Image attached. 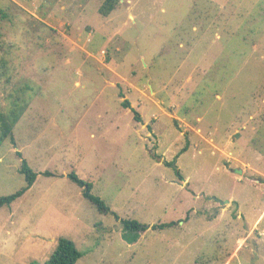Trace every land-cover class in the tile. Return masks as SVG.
Masks as SVG:
<instances>
[{"label": "rangeland", "instance_id": "374dc122", "mask_svg": "<svg viewBox=\"0 0 264 264\" xmlns=\"http://www.w3.org/2000/svg\"><path fill=\"white\" fill-rule=\"evenodd\" d=\"M105 1L0 0V264H264V0Z\"/></svg>", "mask_w": 264, "mask_h": 264}, {"label": "trees", "instance_id": "16d2710c", "mask_svg": "<svg viewBox=\"0 0 264 264\" xmlns=\"http://www.w3.org/2000/svg\"><path fill=\"white\" fill-rule=\"evenodd\" d=\"M114 0H106L104 6L99 9V13L103 16H106L113 10ZM122 105L125 108H129V104L127 100L122 102ZM25 105L18 106L14 108L8 115L0 114V143L3 139L10 137L11 142H13L12 138V130L15 124L19 121L21 114H23L25 110ZM135 120L139 121L136 117ZM184 151V149L182 150ZM16 155L20 158L21 155L19 152ZM19 173L23 176L25 180V185L16 193L6 196L0 197V208L4 206L10 205L14 200L19 198L27 191L35 182L37 178V174L26 164L24 160H21V166L19 169ZM48 176V174H45ZM67 178L73 182L74 184L78 185L83 189L82 196L89 200L92 204L97 207V210L101 213H111L115 220L121 225L124 231H145V227H140V225L135 221H129L124 219H119L117 215L113 212H110L109 208L104 205V203L98 198L93 196L91 191V184L80 180L74 172L67 175ZM174 225L173 222L168 224H159L153 225L152 230H159L168 227H172ZM81 257V254L76 249L73 242L65 238H59L57 240L56 248L51 254V256L44 262V264H76L78 259Z\"/></svg>", "mask_w": 264, "mask_h": 264}, {"label": "water", "instance_id": "95a60500", "mask_svg": "<svg viewBox=\"0 0 264 264\" xmlns=\"http://www.w3.org/2000/svg\"><path fill=\"white\" fill-rule=\"evenodd\" d=\"M228 201H226V202H220V205H223V204H225V203H227Z\"/></svg>", "mask_w": 264, "mask_h": 264}, {"label": "crops", "instance_id": "0c3cea01", "mask_svg": "<svg viewBox=\"0 0 264 264\" xmlns=\"http://www.w3.org/2000/svg\"><path fill=\"white\" fill-rule=\"evenodd\" d=\"M227 204H228V202H227ZM239 240L242 241L241 239H239ZM239 240H238V241H239Z\"/></svg>", "mask_w": 264, "mask_h": 264}]
</instances>
